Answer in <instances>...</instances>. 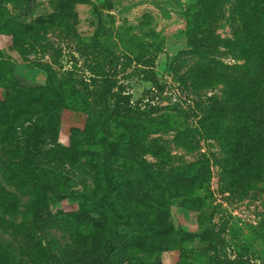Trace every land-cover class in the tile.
<instances>
[{
    "label": "rangeland",
    "instance_id": "rangeland-1",
    "mask_svg": "<svg viewBox=\"0 0 264 264\" xmlns=\"http://www.w3.org/2000/svg\"><path fill=\"white\" fill-rule=\"evenodd\" d=\"M232 1L224 0L214 25L221 39L232 35ZM198 7V0H0L6 16L0 62L12 75L0 86V114L8 123L21 109L44 108L57 94L55 86L52 95L45 91L24 103L27 89L48 86L46 66L83 92L95 93L109 79L134 115L133 123L104 130L113 146H91L84 140L82 98L66 90L62 101L71 104H59L60 141H75L85 154L81 168L71 172L69 190L49 194L46 206L52 215L91 223L95 232L88 243L65 245L54 264H127V247L138 248L148 264H264V181L245 195L223 189L213 157L220 145L207 137L197 100L180 84L195 61L188 27ZM36 29L53 46L50 53L29 46L28 33ZM186 127L203 133L197 155L171 148L168 163L148 156L146 171L125 170L118 146L144 136L172 141ZM189 177L201 182L199 212L188 210L175 192L177 182ZM5 201L0 193V204Z\"/></svg>",
    "mask_w": 264,
    "mask_h": 264
},
{
    "label": "trees",
    "instance_id": "trees-1",
    "mask_svg": "<svg viewBox=\"0 0 264 264\" xmlns=\"http://www.w3.org/2000/svg\"><path fill=\"white\" fill-rule=\"evenodd\" d=\"M223 2L198 0L188 27L195 61L179 80L197 100L194 109L207 137L220 145L213 157L223 189L245 195L264 181V0L232 1V35L227 39L214 30ZM2 12L0 25L6 17ZM42 31L28 33L29 46L50 53L53 46L42 38ZM228 58L236 63L226 64L223 59ZM45 70L50 75L48 86L27 89L24 101L26 104L28 97L39 100L45 91L52 95L56 86L57 94L44 108L21 109L10 123L0 114V193L6 199L0 204V264H54L57 252L69 242L88 243L93 238L91 223L78 224L67 213L52 215L46 206L49 194L69 190L71 172L81 168L85 154L75 141L70 145L60 141L59 104L66 90H74L82 98L86 107L84 140L91 146L107 150L114 144L104 130L112 123L131 124L134 120L124 107L129 100L114 91L116 85L109 79L101 89L88 93L77 90L70 78H59L49 66ZM11 76L8 64L0 62V86H6ZM64 102L71 104L68 99ZM202 137L199 128L186 127L172 141L144 136L118 147L125 170L146 171V157L168 163L171 148L197 155ZM157 172L165 176L163 171ZM200 190L201 182L195 177L179 180L175 186V192L186 200L184 206L198 212ZM259 229L264 235V217ZM125 253L127 264H148L136 247H127Z\"/></svg>",
    "mask_w": 264,
    "mask_h": 264
}]
</instances>
